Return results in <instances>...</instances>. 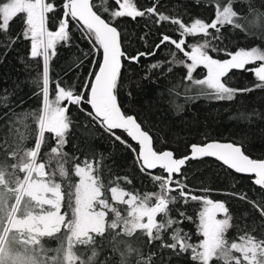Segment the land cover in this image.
<instances>
[{"label": "trees", "instance_id": "obj_1", "mask_svg": "<svg viewBox=\"0 0 264 264\" xmlns=\"http://www.w3.org/2000/svg\"><path fill=\"white\" fill-rule=\"evenodd\" d=\"M205 2L212 3L214 0H202L199 4L193 0H159V7L160 11L169 15L181 16L186 23L197 17L210 21L214 9L205 7ZM56 3L61 5L63 0H56ZM134 3L143 9L151 6L153 0H134ZM253 3L257 7V11L252 14L253 20H264V13H259V8H264V0H253ZM93 4L94 10L106 20L110 16L103 12V8L116 7L114 0H94ZM237 8L246 10L244 5H237ZM62 12L60 8L57 17ZM49 15L51 17L52 14ZM114 24L121 31L129 53L147 51L149 46L158 42L161 32L179 39L176 25L164 22L158 26L155 18L132 20L122 17L117 18ZM21 27L22 19L17 18L9 34L15 35ZM49 27L54 29L51 20ZM71 31V47L59 44L57 56L51 61L53 79L59 77L62 81L71 82L75 74L65 76L64 73L81 58L80 50L90 48L74 25ZM146 32L147 42L140 39ZM222 35L223 42L217 43V47H226L233 52L256 45L264 48V42L260 39L250 38L244 32L227 26ZM203 39L202 36L188 37V43ZM28 50V41L17 43L6 57L3 56L4 49L0 48V97L4 96V90H8V99H0V104L6 103L11 108V114L5 117L10 109L0 107V264H146L142 254L148 251L157 253L154 264H196L190 259V252L177 255L168 249L160 250L158 241L149 249L145 229L128 230L126 223L131 206L124 200H114L113 188L127 190L129 194L125 198L131 196L136 204L143 203L147 207H152L154 201L150 202L140 195L133 196L131 192L143 194L158 191L156 183L141 172L130 149L114 141L98 125L92 126L89 118L76 106L70 109L73 123L67 134L65 148L53 150L51 134L42 136L37 131L38 121L32 113L42 107V98L36 94L38 89L34 83L39 59L28 60L31 67H25L21 57L27 58ZM172 51L176 50L171 45L162 47L155 57L142 58L138 64L125 61L122 69L124 87L119 91L120 103L124 111L136 116L144 130L153 136L154 148L173 150L177 156H182L189 154L188 146L192 143L231 142L241 145L251 158L264 159V89L238 94L232 101H216L201 96L185 102L183 97L170 96L169 88L178 86L177 91L182 93L184 87L190 84L183 79L186 75L183 66L167 63ZM210 54L219 59L227 58L220 53ZM177 56L184 59L181 53H177ZM155 60L165 61L164 68L154 70L149 79H144L148 66ZM169 66L173 67V71L160 77V71H166ZM88 67L85 61L78 83L82 84ZM193 75L195 78H204L206 71L201 66ZM153 80L156 82L153 83ZM225 81L233 88L253 87L259 83L252 73L240 70L230 72ZM192 94H195V90ZM173 99L184 105L182 110L172 106L170 101ZM85 123L89 125L87 129L84 128ZM86 131L89 133L87 136L84 134ZM117 134L133 144L125 133L117 131ZM133 147L137 148L134 144ZM85 157L95 161L94 165L91 161L87 164L77 163ZM39 165L41 176L37 172ZM79 166L90 169L99 198L106 203L102 231L88 233L83 238H75L74 235ZM156 173L164 175L161 171ZM183 175L187 177L186 183L194 194L200 195V190L207 188L214 190L210 193L211 199L226 202L233 225L226 234L230 242H240L238 237L246 233L264 238V227L258 223L261 219L259 214L251 204L231 195L243 191L253 200L264 196L252 184V178L236 175L210 159L190 161L183 169ZM124 176L129 177L132 183L119 181L118 187L113 184L117 177ZM34 187H38L35 195ZM53 192H57L58 199H54ZM202 210V202L190 199L187 204L178 199L177 203L170 205L172 217H176L178 211L192 217L191 221L185 219L182 225H178L190 236L192 243L203 238L197 234L199 213ZM165 239H168L167 233ZM212 264H221V261L213 260ZM242 264L245 262L242 261ZM260 264H264V255Z\"/></svg>", "mask_w": 264, "mask_h": 264}, {"label": "snow or ice", "instance_id": "obj_2", "mask_svg": "<svg viewBox=\"0 0 264 264\" xmlns=\"http://www.w3.org/2000/svg\"><path fill=\"white\" fill-rule=\"evenodd\" d=\"M201 3L202 0H193ZM116 7H104L103 12L109 13L110 19L102 18L101 14L94 11L95 5L91 0H63L57 5L56 0H0V48L4 49L3 56L12 51L15 45L21 41L29 42L27 58L21 57L25 67H31L28 60L36 61L38 72L34 83L42 98V107L32 114L38 121L37 131L42 136L51 134L54 144L53 150L65 148L67 134L71 131L72 119L70 109L76 106L92 122V126L98 125L114 141L120 142L130 149L141 172L148 175L158 187L156 192H131V195L146 197L151 203L154 219L150 215L143 216L146 225V244L151 248L157 241L159 249H168L174 254L190 252V259L196 264H212L213 260L221 261V264H260L264 255V238H258L254 233H246L238 237L240 242L227 238V232L233 227L232 216L224 201L211 199L210 193L214 190L202 189V194H194L193 189L186 183L187 177L183 175V169L191 160L213 157L223 165L234 170L238 174L250 176L255 188H259L264 194V159H253L245 154L241 145L236 143H222L211 141L204 144L192 143L189 154L177 156L173 150H156L153 146V136L144 130L142 124L134 115L127 114L119 100V91L124 87L123 72L124 62L138 64L142 58L155 57L158 50L174 47L176 51L170 53L171 59L167 61L173 66H183L186 69L184 80L190 82L183 89L177 91L178 86L168 89L170 96L183 97L185 102L194 101L203 96L216 101H232L238 94H245L255 89H264V48L259 45L250 49L239 48L230 51L226 47H217V43L223 42V30L227 26L231 29L242 31L246 36L260 39L264 42V20H253V12L257 11L253 0H214L205 2V7L214 9L212 19L207 21L202 18H194L186 23L181 16H172L160 11L159 0H153L151 6L138 8L134 0H114ZM237 5H244V11H240ZM62 8V15L56 13ZM259 13H264V8H259ZM49 14H52L51 17ZM128 17L155 18L156 25L164 22L176 25L179 39L161 32L158 42L148 47L147 51L129 53L124 46V37L118 26L114 24L117 18ZM17 18L22 19V27L15 35H10V27ZM50 20L54 29L49 27ZM81 33L84 40L90 46L89 50H80L81 58L64 73L65 76L75 74L71 82L62 81L59 77L51 76V61L57 56V46L71 47L72 26ZM148 33L140 37L147 42ZM202 36L200 42L188 43V37ZM177 53H181L184 59H179ZM210 53H220L225 59L215 58ZM85 61L88 62L87 75L83 77L82 84L78 83L82 74L81 70ZM2 62V60H0ZM165 61L155 60L148 66L144 79H149L154 70L164 68ZM249 65H253L249 67ZM206 69L204 78H195L194 73L198 67ZM233 70L247 71L259 81L253 87L233 88L228 86L225 78ZM173 67H167L166 71H160V77L171 73ZM156 81L153 80V83ZM54 87V97H52ZM195 90V94L193 93ZM163 95V93H161ZM131 97V92H128ZM2 100L8 99V90H4ZM177 110H182L184 105L173 99L170 101ZM87 105V107H85ZM0 107L11 108L8 104H0ZM89 125L85 123L84 128ZM117 130L126 134L131 141L139 147H133ZM86 136L89 133H84ZM79 159L78 157L76 158ZM94 165L95 161L87 157L78 164ZM160 169L164 175L157 174L153 170ZM176 177H180L177 179ZM119 181L131 184L129 177H117L113 184L117 187ZM115 191L116 189L113 188ZM254 190V189H253ZM125 196L129 193L123 190ZM177 193L178 195H172ZM234 198L244 200L251 204L261 218L260 227H264V196H258L253 200L246 192L231 193ZM182 200L187 204L189 199L200 201L203 210L199 213L198 235L203 238L197 243L190 242V236L183 230L184 220H192L185 212L178 211L176 217L170 215V205ZM221 214L223 218L218 219ZM162 217V219H158ZM150 227V230L148 228ZM165 233L168 239H165ZM239 253L240 255H234ZM143 255L146 264L156 262L157 253L148 251ZM221 256L224 258L221 259ZM231 257H235L232 259Z\"/></svg>", "mask_w": 264, "mask_h": 264}, {"label": "rangeland", "instance_id": "obj_3", "mask_svg": "<svg viewBox=\"0 0 264 264\" xmlns=\"http://www.w3.org/2000/svg\"><path fill=\"white\" fill-rule=\"evenodd\" d=\"M77 174L79 176V183L76 192L77 220L74 227V235L75 238H83L88 233L102 231L106 217V203L99 198V191L90 173V169L79 166L77 167ZM38 176H41V173ZM34 188L33 195L38 192V187ZM53 195L54 199H58L59 195H57V192H53ZM112 196L114 200H124L131 206L128 211L130 217L126 223L128 230L146 229V225L142 219L145 215H150L154 219L152 207H147L143 203L136 204L131 196L125 198L123 191L118 189L113 190ZM148 230H150V227Z\"/></svg>", "mask_w": 264, "mask_h": 264}, {"label": "water", "instance_id": "obj_4", "mask_svg": "<svg viewBox=\"0 0 264 264\" xmlns=\"http://www.w3.org/2000/svg\"><path fill=\"white\" fill-rule=\"evenodd\" d=\"M93 1L94 0H91V2L93 3ZM95 11V10H94ZM205 71H206V69H205ZM117 131H119V132H122V131H120V130H117ZM126 135V134H125ZM127 137V136H126ZM128 138V137H127ZM130 141H131V139L130 138H128ZM134 145H136L137 146V149H138V145L135 143V142H133V141H131ZM209 142H211V141H209ZM218 142H220V141H218ZM222 143H229V142H222ZM251 158V157H250ZM202 159H210V160H213V161H215V162H217L218 164H220V165H222V166H224L225 168H227L229 171H231V172H233L234 174H236V175H240V176H247V175H242V174H238V173H236L234 170H232V169H230V168H228L227 166H225V165H223V163L221 162V161H219V160H217V159H215V158H213V157H204V158H202ZM198 160H200V159H197V160H191V162H195V161H198ZM154 172H156V171H161L162 172V170H160V169H156V170H153ZM37 172L38 173H40L41 172V166L39 165L38 166V168H37ZM163 173V172H162ZM164 174V173H163ZM248 177H250V176H248ZM251 178V177H250ZM152 212H153V209H152ZM153 215H154V212H153ZM222 215L221 214H218L217 215V218H219V217H221Z\"/></svg>", "mask_w": 264, "mask_h": 264}, {"label": "flooded vegetation", "instance_id": "obj_5", "mask_svg": "<svg viewBox=\"0 0 264 264\" xmlns=\"http://www.w3.org/2000/svg\"><path fill=\"white\" fill-rule=\"evenodd\" d=\"M220 218H222V216H221V217H219L218 219H220Z\"/></svg>", "mask_w": 264, "mask_h": 264}]
</instances>
